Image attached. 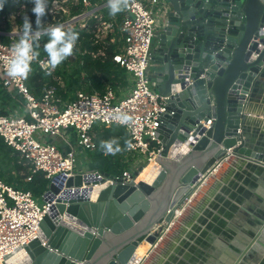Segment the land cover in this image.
Segmentation results:
<instances>
[{
  "label": "water",
  "instance_id": "obj_1",
  "mask_svg": "<svg viewBox=\"0 0 264 264\" xmlns=\"http://www.w3.org/2000/svg\"><path fill=\"white\" fill-rule=\"evenodd\" d=\"M165 4L152 47L154 89L166 105L156 134L162 151L153 168L138 179L149 163L140 166L127 184L79 174L63 185L49 184L43 197L50 207L38 238L8 255L4 264L17 253L25 264H130L142 244L148 246L145 258L155 252L166 235L159 232L172 227L231 158L251 172L264 169V142L249 134L246 121L249 102L264 91V0ZM208 119L207 129L196 126ZM95 170L88 165V171ZM240 180L237 173L224 181L196 219V229L208 225L205 218L215 221L211 211ZM256 230L247 234L251 240L239 252L241 259L251 252L254 238L260 239Z\"/></svg>",
  "mask_w": 264,
  "mask_h": 264
},
{
  "label": "built area",
  "instance_id": "obj_2",
  "mask_svg": "<svg viewBox=\"0 0 264 264\" xmlns=\"http://www.w3.org/2000/svg\"><path fill=\"white\" fill-rule=\"evenodd\" d=\"M102 1L50 0L48 16L52 22L64 25L66 31L70 28L68 24L72 26L78 22V32L88 34L90 45L96 49H85L81 55L101 61L110 59L126 72L129 88L119 94L107 88L101 94L78 91L71 97L62 98L47 83H43L38 92L32 91L29 83L36 74L53 71L47 66L48 56L40 55L44 46L42 39L37 49L39 57L32 62V72L24 80L9 77L6 71L12 45L19 40L21 32L16 26L9 33L0 32V111L4 112L0 114V138L18 158L17 163L27 171L26 181L39 173L48 181L49 187L51 183L63 185L65 179L79 174L99 175L104 184H127L134 180L133 174L140 166L154 161L162 151L156 134L166 105L165 99L154 89L152 47L160 24L155 28L152 15L157 8L158 15H163L165 0H129L128 7L115 16L107 12L108 0ZM47 25L46 22L44 27ZM1 36L7 39L3 40ZM1 92L9 94L12 106H2ZM16 99L23 105H15ZM118 111L133 116L135 122L128 126L118 124L114 120ZM96 122L104 128L124 129L133 145L124 150V154L143 156L145 163L136 161L138 168L134 172L124 168L112 179L103 177L97 169L74 172L72 145L66 141L67 147L61 148L57 142L62 141L63 131L70 130L77 147L96 150L92 135ZM200 123L207 129L212 119L197 122L196 126ZM42 199V204L38 205L31 192L15 189L0 179V263L38 238L39 224L50 207L43 196ZM160 226L153 230L158 231ZM168 229L164 227L159 233L163 236Z\"/></svg>",
  "mask_w": 264,
  "mask_h": 264
},
{
  "label": "crops",
  "instance_id": "obj_3",
  "mask_svg": "<svg viewBox=\"0 0 264 264\" xmlns=\"http://www.w3.org/2000/svg\"><path fill=\"white\" fill-rule=\"evenodd\" d=\"M162 16L159 15V24ZM247 112L249 134H255L258 139L262 137L264 142V91L249 102ZM237 173L242 180L229 195L223 196L222 203L216 202L218 207L211 211L215 221L202 216L208 225H199L196 229V219L213 201V196L219 194L224 181L235 179ZM256 227H259L260 239L254 241V238L251 252L241 259L239 252L251 240L247 234L253 236ZM142 246L139 260H144L148 250L147 245ZM177 250L181 255H175ZM140 264H264V169L251 172L231 158L208 180L187 211L172 223L155 252Z\"/></svg>",
  "mask_w": 264,
  "mask_h": 264
},
{
  "label": "trees",
  "instance_id": "obj_4",
  "mask_svg": "<svg viewBox=\"0 0 264 264\" xmlns=\"http://www.w3.org/2000/svg\"><path fill=\"white\" fill-rule=\"evenodd\" d=\"M50 1V0H48ZM96 2V0H91ZM34 7L32 0H7L4 5L3 10H0V32L9 33L12 31L13 26H16L20 32L23 28V17L27 15L32 22L33 30H35V15L32 12ZM73 13H76L73 10ZM44 24L47 22L48 25L60 24L54 23L51 21V18L48 14L43 18ZM65 31L67 29H64ZM79 34L78 42L82 45V48L87 50H96L90 45L89 35L80 31L76 32ZM1 39L6 40L5 36H1ZM48 37L45 36L42 38V43H47ZM44 47L40 51V55H46ZM83 64L77 67L73 73L75 75H84V83H88V88L85 89V92H97L103 93L107 88H111L117 94L129 88V82L126 72L119 68L118 65H115L111 62L110 59L101 61V59H91L90 56L85 55L82 57ZM48 79L44 73H38L34 78L30 80L29 87L32 91L38 92L43 83H47ZM48 85L55 86L53 81H49ZM78 81L73 79L65 87L66 91H69L70 88L76 87ZM59 96L64 98L65 90H58L59 88L55 86ZM89 91V92H88ZM2 106H12L13 101L9 94L1 92ZM0 114H4L3 111H0ZM92 133L94 135V141L96 144V151H98L96 157L98 164H92L98 171H103L106 174L117 176L120 174L125 166L123 164V154L124 151L116 155H105L104 152L100 149L99 143L101 140H108L111 138H119L120 143L123 146L124 141L128 140V136L124 129L116 126L109 128H93ZM7 160V164L11 166L9 168L7 165L4 166L5 173H0V179L3 180L6 184L14 187L15 189L29 191L34 197L38 198L43 196L48 190V181L42 176V174H34L31 177L30 181H26L28 176L27 171L17 163L18 158L11 153V150L5 146L2 139L0 138V164ZM1 166V165H0ZM25 170L24 175H20V171Z\"/></svg>",
  "mask_w": 264,
  "mask_h": 264
},
{
  "label": "clouds",
  "instance_id": "obj_5",
  "mask_svg": "<svg viewBox=\"0 0 264 264\" xmlns=\"http://www.w3.org/2000/svg\"><path fill=\"white\" fill-rule=\"evenodd\" d=\"M7 0H0V10H3ZM34 7L36 28L33 30L31 20L27 15L23 17V28L19 40L12 45V54L7 66V75L12 78L28 79L32 72V62L39 57L40 40L47 36L44 51L47 53V66L51 69L58 67L68 57L73 55V50L79 39L75 31H65L64 25L56 24L44 27L43 18L48 14V0H32ZM129 0H108L109 15L115 16L128 7ZM206 55V54H205ZM51 75V72L47 73ZM114 120L123 126L135 122L134 117L123 112H117ZM100 149L105 155H116L133 147L130 140H125L122 146L119 138L101 140Z\"/></svg>",
  "mask_w": 264,
  "mask_h": 264
},
{
  "label": "rangeland",
  "instance_id": "obj_6",
  "mask_svg": "<svg viewBox=\"0 0 264 264\" xmlns=\"http://www.w3.org/2000/svg\"><path fill=\"white\" fill-rule=\"evenodd\" d=\"M96 2H103V1L102 0H96ZM107 12H109V9L107 10ZM158 13H159V10L157 8V12L152 15V19H153V23H154L155 28L159 26V15H158ZM71 25L72 26H70V24H68V26L70 27L69 30L75 31V32L80 30L79 29L80 24L78 22H76L75 24H71ZM84 50H85V48H82V45L77 42V45L75 46V48L73 50L72 56L68 57L58 67L53 69V71H51V75L44 73V75L48 78V79H46L47 83L49 81H53L55 83V86H57L59 88L58 90H65L66 91L65 87L68 85V83L70 81H72L73 79L78 81V85L76 87L74 86V87L70 88L69 91L65 92L64 98L71 97L78 91L85 92V89L88 88V83H86V84L84 83L85 76L81 74L80 77H78L79 75H75L73 73V71L77 67H79L83 64L82 57L85 55H81V53H83ZM51 86H53V85H51ZM55 86H53V87L56 89ZM56 91H57V89H56ZM89 93H97V92H89ZM15 105H21L22 106L23 102L19 99H16ZM24 117L27 118L26 115H24ZM101 127L102 126L98 122H96L94 124V128H101ZM62 135H63L62 141L59 140V142H57V145L61 148H66L67 147L66 141L72 145V148L75 152L74 172L80 173V172L88 171V165L89 164H93V163L98 164V160L96 157L98 151H96V150L89 151V150H84L80 147H77L75 144V141H74V135H73L72 131L70 132V130L63 131ZM92 135H93V133H92ZM93 137H94V135H93ZM136 161H139L141 164L145 163V159L143 156H139L138 154H134V153L126 154V155L123 154V164L125 166V169L134 172L138 168V166H136V164H135ZM0 165H1L0 166V173H2V174L5 173V168H4L5 165H7L9 168H11V166L7 164V160H4V162L1 163ZM25 173H26L25 170L20 171V175H24ZM42 202H43L42 196L36 198V203L38 205H41Z\"/></svg>",
  "mask_w": 264,
  "mask_h": 264
},
{
  "label": "bare ground",
  "instance_id": "obj_7",
  "mask_svg": "<svg viewBox=\"0 0 264 264\" xmlns=\"http://www.w3.org/2000/svg\"><path fill=\"white\" fill-rule=\"evenodd\" d=\"M153 166H154L153 161L149 162V164L142 170V172H140L138 179L145 178L146 175L148 174V172L153 168ZM85 177L88 179H92L91 181H96V180L102 179V177H100L99 175L98 176L95 175L92 177H88V176H85ZM86 193L88 194L89 191ZM80 194L83 195L82 193H80ZM64 222L71 225V226L77 227L76 225H74V223L71 220L66 219V220H64ZM143 248H144V246H142V245H140L138 247L136 254L133 257L132 262L130 264H138V260L140 259L141 255L143 254ZM25 263H26V260H25L24 255L22 253H17V254H14L13 257L8 259L6 264H25ZM0 264H4V263H0Z\"/></svg>",
  "mask_w": 264,
  "mask_h": 264
}]
</instances>
